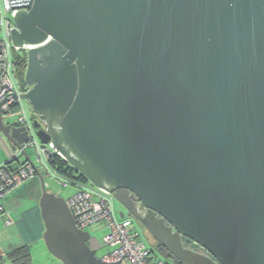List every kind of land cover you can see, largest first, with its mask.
<instances>
[{
  "label": "water",
  "instance_id": "obj_1",
  "mask_svg": "<svg viewBox=\"0 0 264 264\" xmlns=\"http://www.w3.org/2000/svg\"><path fill=\"white\" fill-rule=\"evenodd\" d=\"M14 22V46H40L15 95L35 136L6 121V102L0 135L11 163L37 171L55 259L107 264L47 191L33 138L112 195L170 264H264V0H30Z\"/></svg>",
  "mask_w": 264,
  "mask_h": 264
},
{
  "label": "built area",
  "instance_id": "obj_2",
  "mask_svg": "<svg viewBox=\"0 0 264 264\" xmlns=\"http://www.w3.org/2000/svg\"><path fill=\"white\" fill-rule=\"evenodd\" d=\"M29 5L30 0H0V32L3 34V38L0 40V103L6 102L2 106V110L8 113L11 112V108L14 105L18 104L20 113L16 122L21 126L27 127L30 130V135L34 137L33 120L26 116L23 103H19L20 101L15 98V95L20 96L25 91L19 89L15 82V69L12 61L13 49L18 52L28 53L30 50L40 47L26 43L22 47H16L12 41V32L16 29L14 17L20 10L25 9ZM51 39L49 37L43 45L47 44ZM25 59L22 61L25 62ZM27 147L35 149L37 158L43 166V171L40 172L44 174L45 179L54 177L63 181L62 183H70L78 187L77 193L66 201L77 226L83 231H87L92 227L109 229V234L103 238V246H109L111 250L99 257L104 263L164 264L158 258L156 251L148 248L141 241L139 232L134 229L133 219L130 217L120 219L118 217L115 199L112 195L88 183L67 180L55 173L48 164L50 158L54 154H58L51 144L45 146L39 143L36 138H33ZM36 174V169L31 165L22 167L15 172L10 170L7 165L0 167V214L6 213L3 203L6 196L22 186L26 181L35 178ZM7 224L11 223L8 221ZM90 243H92V247ZM88 244L96 252L100 248L99 245L92 241V238Z\"/></svg>",
  "mask_w": 264,
  "mask_h": 264
},
{
  "label": "rangeland",
  "instance_id": "obj_3",
  "mask_svg": "<svg viewBox=\"0 0 264 264\" xmlns=\"http://www.w3.org/2000/svg\"><path fill=\"white\" fill-rule=\"evenodd\" d=\"M2 38H3V34L0 32V40ZM27 56H28L27 52H18L15 49L12 50V61L14 64V69H15L14 79L17 85L19 86V89L21 90L22 89L26 90L25 75L18 72L17 64L19 63V61L24 60ZM23 108L25 109L26 116L29 119H33L35 117L30 106L27 103L23 102ZM19 113L20 112H12L9 116L6 117V121L10 123H15L18 120ZM28 153H29L30 158L34 162L35 166L37 167V169L41 170L43 166L40 163V160L37 158L35 149L34 148L28 149ZM24 164H26V161L24 158L20 159L19 161L13 162L11 165L12 171L15 172L19 168V165L23 166ZM75 176L76 178H78V174H75ZM32 181H35L39 189L41 190L40 180L36 176L35 178H33V180L31 179V180L26 181V185H24L25 188L20 187V191L22 192L15 193L16 195L15 200L22 201L23 209L28 208L32 204V201L28 199L29 197L28 192L32 188L31 186L33 185ZM62 182L63 181L57 180L54 177L52 178L47 177L45 179L46 189L48 192L54 193L55 195L68 201L70 198H72L77 193L78 187L70 183L66 184ZM41 195H42V192H41ZM115 208H116L117 215H119V213L123 210L121 205L118 204L116 201H115ZM132 219L134 222V229L135 231L139 232L141 241L145 243L148 248L153 249L155 251L156 242L154 238L146 231V229L141 224H139L134 218ZM5 224L7 225V221L6 222L5 220L3 221V219L0 217V228L2 226L4 228L7 227ZM87 231L90 233L92 241L95 242V244L100 246V248L97 250L98 257H102L105 253L111 250L109 246H103V238L104 236L109 234L108 228H101V227L93 228L92 227V228H89ZM46 250H47V247L45 245L44 239L40 244L35 245L33 248H31L32 256L35 257V259L32 261V264H62L60 261L55 259L48 252V250L46 253ZM157 256L160 260L164 262V264H170L169 262L164 260L158 253H157Z\"/></svg>",
  "mask_w": 264,
  "mask_h": 264
},
{
  "label": "crops",
  "instance_id": "obj_4",
  "mask_svg": "<svg viewBox=\"0 0 264 264\" xmlns=\"http://www.w3.org/2000/svg\"><path fill=\"white\" fill-rule=\"evenodd\" d=\"M15 158L16 154L11 151L7 142L0 135V167L7 165L12 170L11 162ZM21 167L19 165V168ZM40 171H43V169ZM32 184V188L28 192V199L32 201V204L28 208L23 209L22 201L15 200V193L22 192L20 187L23 188L26 182L8 194L3 200L6 213L0 214V217L3 221H9L11 224H5L7 227L4 228L2 226L0 228V264H14L8 258V254L23 247L29 250L31 256L30 264H32L35 257L32 256L31 248L43 241L45 228L38 208L41 190L35 181H32Z\"/></svg>",
  "mask_w": 264,
  "mask_h": 264
},
{
  "label": "trees",
  "instance_id": "obj_5",
  "mask_svg": "<svg viewBox=\"0 0 264 264\" xmlns=\"http://www.w3.org/2000/svg\"><path fill=\"white\" fill-rule=\"evenodd\" d=\"M17 65L19 68H21L22 74L25 75V62L20 61ZM19 111H20V106L18 104L14 105L11 108V113L19 112ZM48 164L50 168L62 178H65L71 181L76 180L82 183L89 184V182L85 179L84 176L78 173L73 167H71L58 154H54L53 157L50 158ZM75 174H78V178H76ZM8 258L11 259L14 262V264H30L31 263V256H30L29 250L26 247H23V248H20V249H17L11 252L10 254H8Z\"/></svg>",
  "mask_w": 264,
  "mask_h": 264
},
{
  "label": "flooded vegetation",
  "instance_id": "obj_6",
  "mask_svg": "<svg viewBox=\"0 0 264 264\" xmlns=\"http://www.w3.org/2000/svg\"><path fill=\"white\" fill-rule=\"evenodd\" d=\"M17 70H18L19 73H22V72H21V68H19L18 66H17ZM22 167H24V166H22ZM22 167H21V168H22ZM9 169H10V168H9ZM19 169H20V168H19ZM10 170H11V169H10ZM184 245H185V247L190 248V249H192V250L199 251V252H202V253H206L205 250H203L200 246L196 245V244L193 243L192 241H189L188 239H185V240H184ZM90 246L92 247V243H90Z\"/></svg>",
  "mask_w": 264,
  "mask_h": 264
}]
</instances>
